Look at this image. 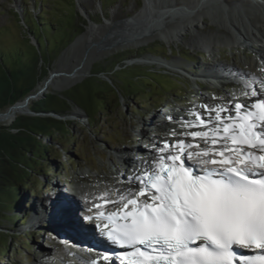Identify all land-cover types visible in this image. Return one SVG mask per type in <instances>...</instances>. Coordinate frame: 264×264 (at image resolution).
Segmentation results:
<instances>
[{
	"label": "rangeland",
	"instance_id": "374dc122",
	"mask_svg": "<svg viewBox=\"0 0 264 264\" xmlns=\"http://www.w3.org/2000/svg\"><path fill=\"white\" fill-rule=\"evenodd\" d=\"M143 1L0 0V53L4 56L3 54L7 52L19 51L23 56H34L30 45L37 44L31 34H28L25 25L35 18L38 22L41 12L45 18L50 19L45 24H51L52 30L48 33L42 30V33L46 35L47 44H54L56 48L51 51L53 45H49L50 64L42 68L43 70L48 68V73L33 90L36 92L42 88L48 74L58 73L59 68L65 66L66 72H69L77 57L89 49L90 45L87 47L82 46V43L76 44L92 25L87 22L83 28V18L88 17L95 26L117 23L137 14L143 8ZM209 9L218 14L216 13L218 7ZM57 16H62L60 22L63 25L57 23ZM249 17L245 26L247 28L249 21L253 19ZM218 18L219 14L213 19L216 20L217 26H214L215 22L211 16V20L205 18L199 22L197 28L187 33L182 31L183 36L173 37L169 42L165 40L163 43L153 38L136 46L106 52L90 65L89 74L85 78L73 82L63 81L62 77L53 80V84L47 88V94L69 97L92 118L88 120L84 111L71 102L65 105L58 103L57 100L50 101L52 106L57 107L60 104L61 109L67 112L59 118L51 114L45 116L66 122L68 133L56 132L51 139H42V143L52 155L48 161L33 164V172L36 175H33L29 186L35 193L29 195L26 192L25 196H20V201L24 203L23 210L17 214L18 219L22 220L21 223L17 224L10 220L0 227V250L7 249L4 256L0 254V264H21L20 257L24 264H31L34 253L46 257L70 254V249L65 247L69 245L67 241L55 235V231L59 233L55 226L41 221H55L62 226L54 220L55 218L42 217V211L50 214L53 207V203L46 202L63 190L69 192L71 188L80 186L77 188V191H80L82 186L93 187L104 180H108L116 188L124 187L116 177L119 172L117 168L119 160L123 163L124 159H132L131 153L137 149L144 151L142 143L137 142L136 138L139 135L144 141L152 136L147 128L162 119L164 111L168 112L166 102L170 104L172 113L176 114L175 108H179L181 112H188L193 105L202 104L204 98L205 101L209 99L214 101L213 85L208 84L199 89L195 86L196 80L193 86L190 80L180 73L189 75L187 73L189 70L197 75L207 71L205 74L215 78L218 75L231 74L230 69L238 72L249 70L248 55L253 49L249 45L240 49L238 47L240 41H226L221 33L223 31L218 28ZM248 32L251 33L250 28ZM250 40L254 44L257 43L251 36ZM209 42L214 44L209 46ZM71 47H74L73 50ZM202 51H205V54ZM206 55L212 60L207 61L210 64H204L202 60V56ZM146 57L166 60L168 67L165 69L154 64L128 63ZM182 57L191 62L185 61ZM214 69L217 70L216 73L212 72ZM217 79L219 82L217 95H231L236 91L237 86L231 81L232 78L226 82ZM45 168H49L47 174ZM120 173L125 175L123 170ZM38 184L44 186L38 189ZM23 200L28 201V204ZM44 204L48 205V209ZM35 211L37 212L34 213ZM15 214L10 212L7 215L11 217ZM31 215L36 219L33 220ZM40 218L43 219L39 220ZM37 221L41 222H38V227L34 230ZM26 228L31 230H25ZM30 244H33V248H30Z\"/></svg>",
	"mask_w": 264,
	"mask_h": 264
},
{
	"label": "snow or ice",
	"instance_id": "6c2138e0",
	"mask_svg": "<svg viewBox=\"0 0 264 264\" xmlns=\"http://www.w3.org/2000/svg\"><path fill=\"white\" fill-rule=\"evenodd\" d=\"M242 94L248 102L201 104L203 112L188 113L193 119L167 117L201 130L171 129L175 141L153 142L140 166L121 174L125 187L94 196L100 203L84 219L106 221L96 227L129 249L125 264H264V92Z\"/></svg>",
	"mask_w": 264,
	"mask_h": 264
},
{
	"label": "bare ground",
	"instance_id": "6f19581e",
	"mask_svg": "<svg viewBox=\"0 0 264 264\" xmlns=\"http://www.w3.org/2000/svg\"><path fill=\"white\" fill-rule=\"evenodd\" d=\"M202 6H205V8L199 10ZM214 7H218L219 12H216L219 14L218 28H221V30L223 31L221 33L222 35H224L225 40H230V42H232L233 40H235L236 42L240 41L242 47L247 45L251 46L257 58L255 63L248 62L250 71L238 72L236 70L230 69L231 74H227L225 76L218 75L215 78L221 79L222 82H226L227 79L232 78L231 81H234L236 83L240 78L243 77H255L254 80H259V78L264 79V70H262V62H264V0H144L143 8L139 10L137 14L130 18L117 23L111 22L99 26H95L94 24L88 27L84 35L76 42V44L82 43V46L88 47L90 45L89 49H87L88 52L84 51L81 53L80 57H77V61L73 62V66L69 72H66V66L60 67L58 73L69 75V77L67 78L65 76H62V78H59L63 79V81L65 80L67 82H73L78 79L87 77L89 74V68L91 67L90 65L97 58L103 56L106 52L126 48L129 46H136L144 41L151 40L153 38L165 39L169 42L173 39V37H181L184 33L189 32L191 29L197 28L199 22L204 20L205 16H212L213 20L215 15L218 14H214V12L209 8L212 9ZM257 13L259 14L257 15ZM249 16L253 18L249 21L248 24V28L251 29V33H249L248 28L245 27L247 26L246 21ZM213 22H215L214 26H217L216 20H213ZM182 31H184L183 34L181 33ZM250 36L254 38V40L257 42L256 44L252 43V41L250 40ZM208 44L210 46L214 43L209 42ZM66 52H68V50L65 51V54ZM128 63H145L147 65L156 64L158 66H165L166 68L168 67L166 60H158L153 57H146L138 62L132 60ZM206 72L207 71H205V73ZM54 79L56 78H53V80ZM53 80L50 82V84H53ZM240 93L241 91L237 90L235 91L234 95H217L216 99L220 101L221 105L229 106L228 100L232 99L233 103H235L234 98L238 97ZM204 102L205 104H210V101H205V99ZM191 110L203 112V109L199 107ZM20 114V109L9 110L8 108H6L5 110L0 111V123L6 124ZM176 117H179L175 118V120L177 121H179L181 118H193L186 112L176 114ZM205 119H207V117H205ZM194 129L198 128H183L182 130L193 131ZM169 133L170 130H168L165 135L169 137V139H173V136H170ZM180 139L191 140V137H180ZM142 160L144 159L142 158L140 162ZM123 163L128 166V169L131 168L130 165L132 164L128 163L127 159H124ZM121 174L122 173L120 172L117 173V178H119V180ZM97 185H99L98 188L94 186L89 188L82 187V189L80 188V191L78 192L81 196H84V199L87 202H90V204L100 203L99 200H94V196H98L101 192L105 191L106 188L111 191L113 185L112 183L108 182V180H104L102 183ZM84 193H93V195H83ZM77 195L79 194L77 193ZM109 198L115 199V197ZM56 199H58V196H55L54 200ZM59 200L60 199L57 200L58 203ZM71 201L76 202V197L73 199L71 198ZM49 202L54 203L52 200H50ZM54 205L51 212H49L50 214L42 211V217H47V219L55 218L54 220H56L60 225H64L66 222L68 223L69 216L67 208L69 207L70 202L66 201L61 204ZM40 209L41 206L39 207V210ZM36 212L37 211H35L34 213ZM34 213L32 215H34ZM32 215L30 217H32ZM32 219L35 220L36 218L32 217ZM41 219L43 218H40L39 220ZM83 225L88 227V225L84 222ZM72 227L74 229H77L79 227L78 223L74 220L72 221ZM33 229L35 230V228ZM25 230H31V228H26ZM88 234L89 240L93 239L94 236L90 233ZM77 244L78 246L84 247L81 242H78ZM109 263L113 264L111 262Z\"/></svg>",
	"mask_w": 264,
	"mask_h": 264
},
{
	"label": "trees",
	"instance_id": "16d2710c",
	"mask_svg": "<svg viewBox=\"0 0 264 264\" xmlns=\"http://www.w3.org/2000/svg\"><path fill=\"white\" fill-rule=\"evenodd\" d=\"M53 17L56 18L54 15ZM56 20L57 23L63 25L60 22L62 16H57ZM47 21L50 19L45 18L41 12L38 22L35 18L25 25L28 28V34H31L37 44V46L30 45L34 56L26 57L19 51L7 52L3 54L6 57L4 60V56L0 53V111L32 93L47 76L48 68L46 70L42 68L47 64L48 67L50 64L49 48L51 47L49 45H53L51 51L56 48L54 44H47L46 35L42 33V30L47 33L52 30L51 24H45ZM86 24L87 21L83 18V28ZM182 58L191 62L185 57ZM52 100H57L58 103L65 105L67 102H71L84 111L88 120L92 118L69 97L48 93L44 99L30 104L29 108L35 114L34 116H18L11 126H0V227L10 220L18 224L20 219L17 214L23 210L24 204L20 201V196H25L26 192L29 195L35 193L29 186L33 175H36L33 172V164L39 161H48L52 155L46 148L47 146L42 143V139H51L56 132L68 133L66 122L52 116H45L50 114L60 116L67 112L61 109L60 104L57 107L52 106L50 104ZM45 170V174H47L49 168H45ZM40 186L43 187L44 184H40ZM23 201L28 204V201ZM10 212L16 214L10 217L7 215ZM6 252L7 249H1V256H4Z\"/></svg>",
	"mask_w": 264,
	"mask_h": 264
},
{
	"label": "water",
	"instance_id": "95a60500",
	"mask_svg": "<svg viewBox=\"0 0 264 264\" xmlns=\"http://www.w3.org/2000/svg\"><path fill=\"white\" fill-rule=\"evenodd\" d=\"M205 18L206 19H211V17H209V15L208 16H205ZM159 40H161L163 43L166 42L165 39H159ZM239 45L241 46L240 49H242L243 47H242L241 43H239ZM239 45H238V47H239ZM86 52H88V50H86ZM202 52H203V54H205V51H202ZM208 57H210V56H208ZM202 58H203V56H202ZM143 64H145V63H143ZM62 76H65L67 78L69 77V75H63L61 73H54V72H52V73L48 74V78L44 82V84L42 85V88L38 89L36 92H32V93L28 94L21 101H18L15 104H13L12 106L8 107V109L9 110H11V109H20L21 110V114L19 116H34L35 114L29 108L30 103L32 101H37V100L44 99L46 97V94H47V88L50 85V82L53 80V78H58V77H62ZM54 116H56L57 118L61 117V116H58V115H54ZM16 118L12 119L11 121L7 122L6 124L0 123V126H3V127L11 126L15 122Z\"/></svg>",
	"mask_w": 264,
	"mask_h": 264
}]
</instances>
